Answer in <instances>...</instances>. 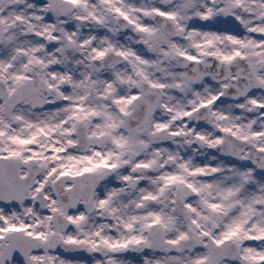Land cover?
Instances as JSON below:
<instances>
[{
	"label": "snow or ice",
	"instance_id": "1",
	"mask_svg": "<svg viewBox=\"0 0 264 264\" xmlns=\"http://www.w3.org/2000/svg\"><path fill=\"white\" fill-rule=\"evenodd\" d=\"M0 264H264V0H0Z\"/></svg>",
	"mask_w": 264,
	"mask_h": 264
},
{
	"label": "rangeland",
	"instance_id": "2",
	"mask_svg": "<svg viewBox=\"0 0 264 264\" xmlns=\"http://www.w3.org/2000/svg\"><path fill=\"white\" fill-rule=\"evenodd\" d=\"M161 255H162V253H160ZM85 255H88V254H85ZM70 258V257H69ZM73 259H75V258H73Z\"/></svg>",
	"mask_w": 264,
	"mask_h": 264
}]
</instances>
